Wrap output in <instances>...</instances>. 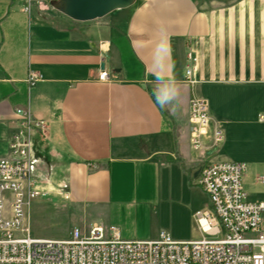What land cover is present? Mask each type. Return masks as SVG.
I'll return each mask as SVG.
<instances>
[{
    "label": "crops",
    "instance_id": "0c3cea01",
    "mask_svg": "<svg viewBox=\"0 0 264 264\" xmlns=\"http://www.w3.org/2000/svg\"><path fill=\"white\" fill-rule=\"evenodd\" d=\"M29 1L0 0V157L21 126L17 109L29 110L44 120L31 132L42 192L77 208L82 225L114 226L126 239L165 230L128 236L124 225L176 177L195 188L205 159L236 161L229 139L252 159L238 161L248 198L264 201V0H132L87 21L66 15L59 0L31 1L26 11ZM31 73L41 75L34 85ZM157 77L178 86L164 107ZM194 97L210 114L200 150L191 145Z\"/></svg>",
    "mask_w": 264,
    "mask_h": 264
},
{
    "label": "built area",
    "instance_id": "2783aa9c",
    "mask_svg": "<svg viewBox=\"0 0 264 264\" xmlns=\"http://www.w3.org/2000/svg\"><path fill=\"white\" fill-rule=\"evenodd\" d=\"M31 1L44 0H30L26 11ZM188 57L193 58L191 51ZM190 73L188 67V78ZM108 76L104 69L99 79ZM40 77L31 73L28 82L34 85ZM17 113L21 126L9 142L10 155L0 157V264H264V201L248 198L246 165L233 160L207 158L199 168L198 185L209 205L193 214L200 232L196 239H177L165 230L154 239H126L103 224L76 226L65 239L32 236L27 209L43 192L34 177L31 132L42 131L44 120L29 110ZM189 121L191 145L200 150L210 125L205 99H191ZM212 139L222 145V127L213 130Z\"/></svg>",
    "mask_w": 264,
    "mask_h": 264
},
{
    "label": "rangeland",
    "instance_id": "374dc122",
    "mask_svg": "<svg viewBox=\"0 0 264 264\" xmlns=\"http://www.w3.org/2000/svg\"><path fill=\"white\" fill-rule=\"evenodd\" d=\"M226 149L236 161L249 163L252 160L248 151L234 148L230 139ZM199 186L188 187L183 179L176 177L174 187L164 191L156 204L141 211L124 225L125 234H157L160 229H165L173 237H200L193 213L207 201V196L199 190ZM27 212L31 235L34 237L65 239L76 226L84 230L89 228V225H82L75 220L80 218L77 208H68L64 199L52 198L45 193L30 203Z\"/></svg>",
    "mask_w": 264,
    "mask_h": 264
},
{
    "label": "water",
    "instance_id": "95a60500",
    "mask_svg": "<svg viewBox=\"0 0 264 264\" xmlns=\"http://www.w3.org/2000/svg\"><path fill=\"white\" fill-rule=\"evenodd\" d=\"M62 0L58 1V4ZM65 1V9L62 11L69 17L87 21L104 17L113 10L124 7L132 2V0H63ZM60 7V5H58Z\"/></svg>",
    "mask_w": 264,
    "mask_h": 264
},
{
    "label": "clouds",
    "instance_id": "9594fccd",
    "mask_svg": "<svg viewBox=\"0 0 264 264\" xmlns=\"http://www.w3.org/2000/svg\"><path fill=\"white\" fill-rule=\"evenodd\" d=\"M158 87L155 90L156 102L164 107L171 103L178 94V86L174 79L157 77Z\"/></svg>",
    "mask_w": 264,
    "mask_h": 264
},
{
    "label": "bare ground",
    "instance_id": "6f19581e",
    "mask_svg": "<svg viewBox=\"0 0 264 264\" xmlns=\"http://www.w3.org/2000/svg\"><path fill=\"white\" fill-rule=\"evenodd\" d=\"M65 4H66L65 1L62 0V1L58 4V5H60L59 8H60L61 10H62V9H65Z\"/></svg>",
    "mask_w": 264,
    "mask_h": 264
}]
</instances>
